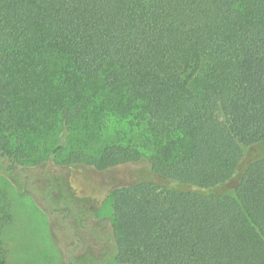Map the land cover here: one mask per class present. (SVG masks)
Returning <instances> with one entry per match:
<instances>
[{"label":"trees","instance_id":"1","mask_svg":"<svg viewBox=\"0 0 264 264\" xmlns=\"http://www.w3.org/2000/svg\"><path fill=\"white\" fill-rule=\"evenodd\" d=\"M0 160L144 162L113 264H264V0H0Z\"/></svg>","mask_w":264,"mask_h":264},{"label":"rangeland","instance_id":"2","mask_svg":"<svg viewBox=\"0 0 264 264\" xmlns=\"http://www.w3.org/2000/svg\"><path fill=\"white\" fill-rule=\"evenodd\" d=\"M146 164L98 172L73 166L20 168L0 160L3 264H113L109 195Z\"/></svg>","mask_w":264,"mask_h":264}]
</instances>
